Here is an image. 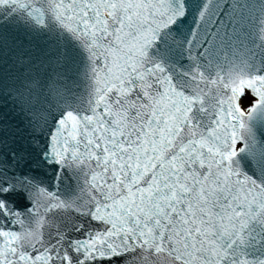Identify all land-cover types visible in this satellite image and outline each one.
I'll return each mask as SVG.
<instances>
[{
    "label": "snow or ice",
    "instance_id": "6c2138e0",
    "mask_svg": "<svg viewBox=\"0 0 264 264\" xmlns=\"http://www.w3.org/2000/svg\"><path fill=\"white\" fill-rule=\"evenodd\" d=\"M0 264H264V0H0Z\"/></svg>",
    "mask_w": 264,
    "mask_h": 264
}]
</instances>
